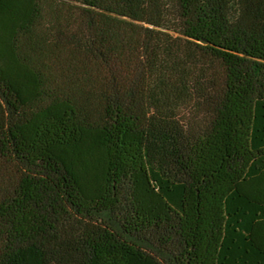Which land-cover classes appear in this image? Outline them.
Masks as SVG:
<instances>
[{"label":"trees","instance_id":"trees-1","mask_svg":"<svg viewBox=\"0 0 264 264\" xmlns=\"http://www.w3.org/2000/svg\"><path fill=\"white\" fill-rule=\"evenodd\" d=\"M0 264H264V0H0Z\"/></svg>","mask_w":264,"mask_h":264}]
</instances>
